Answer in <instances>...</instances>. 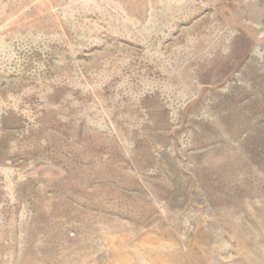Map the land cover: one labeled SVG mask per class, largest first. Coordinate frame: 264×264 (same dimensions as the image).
Here are the masks:
<instances>
[{
	"label": "rangeland",
	"instance_id": "rangeland-1",
	"mask_svg": "<svg viewBox=\"0 0 264 264\" xmlns=\"http://www.w3.org/2000/svg\"><path fill=\"white\" fill-rule=\"evenodd\" d=\"M0 264H264V0H0Z\"/></svg>",
	"mask_w": 264,
	"mask_h": 264
}]
</instances>
